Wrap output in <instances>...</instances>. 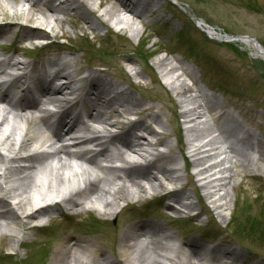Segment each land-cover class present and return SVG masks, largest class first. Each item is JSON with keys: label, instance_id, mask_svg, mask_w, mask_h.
<instances>
[{"label": "bare ground", "instance_id": "6f19581e", "mask_svg": "<svg viewBox=\"0 0 264 264\" xmlns=\"http://www.w3.org/2000/svg\"><path fill=\"white\" fill-rule=\"evenodd\" d=\"M151 1L99 0L97 5L92 7V0H12L9 6L17 13L26 11L28 15L26 22L36 23L40 26L39 29L48 28L53 31L55 25L62 27L63 21L55 16L56 13L76 15V19L88 30L99 31L107 26L112 28L113 25H118L121 26L119 27L121 31H125L130 28L126 15L143 23L141 14L152 15L153 11L155 12ZM72 12L74 15H71ZM73 21L74 27L79 24L78 27L83 28L80 23ZM25 25L11 23L1 27L0 40H4L9 30L14 31L16 27L20 29L21 37L27 41L47 36V33L42 34L41 31L28 32ZM130 33L135 36L138 31L130 28ZM241 41L251 44L264 58V48L256 39L241 37ZM48 55L44 53L50 60L35 70L33 75L24 74V78L13 79L14 84L22 82L27 85L23 90V96L27 99L25 102L12 105L5 100L6 95H0V150L6 153L3 155L0 152V238L7 237L13 251H17L19 247L22 231L43 228L44 219L56 210L60 211L62 217L81 215L87 211L85 210L87 206L95 202L101 204L102 215L112 216L116 213L118 200H128L137 196L143 199L142 193L147 191L162 194L158 200L168 199L180 208L194 210L197 204L192 200V195L182 190V187H175L176 181L181 177V171L185 172L189 179L195 177L203 192L201 197L208 201L213 209L225 208L226 192H223L222 188L234 172L222 161H231L232 158L242 169L250 162L247 158L253 161L258 157L262 159L260 155L263 154H258V157L255 155L257 158L252 156L254 150L258 153V149L250 145L241 150V159L244 162L240 163L233 147L234 141L243 140L237 138L236 134L240 124L236 120L232 124L214 120L211 129L214 134L199 144L191 143L198 137L196 127L193 125L184 127L185 155L194 168L191 175L186 169V164L183 169L159 165L157 162L161 160L164 164L175 162L177 159L185 161V156L180 151L177 158L166 157L163 152L157 150L158 146H165L169 142L160 141L157 132L152 126L147 125L145 120L151 117L155 122H159L158 114L154 112L144 114L147 108L141 109L142 101L126 90L118 92L119 87L102 74L104 70L101 68H90L92 71H88L89 76L79 77V69L70 70V62H77L74 56L68 62H62L60 54L52 58ZM121 59L120 68L123 70L130 61L125 56ZM153 63L158 67L160 74L163 73L166 77L165 82L170 92L178 96L179 114L185 125L193 121L198 123L205 112L212 110V100L199 88H189L185 82L178 79V75L172 78L166 76L174 69L168 66L164 59L157 57ZM52 64H59V69L55 73L48 70ZM26 66L27 62L17 59L14 53L0 59V71L4 76H12L8 72L10 69L18 70ZM181 71L184 74L185 72L192 74L186 68H182ZM64 72L66 83L64 85L55 83L63 77ZM134 76L138 77L139 74L136 73ZM81 82L84 83V88L78 87ZM72 96H75L74 102L70 99ZM81 101L85 102L87 109L76 113L74 120L65 129L67 120L74 114V107ZM46 105L64 108L62 114L58 116L52 137L44 134L50 127L42 114L46 110ZM134 114L140 118L135 120L130 118ZM227 115L226 112H221L217 116L226 119ZM115 116L124 117L112 121ZM228 118L233 121L232 117ZM109 129H118L121 133L110 134ZM63 130L64 134L70 135L72 139L75 134H94L95 138L87 141L97 142L101 149L91 156L84 152H71L61 142ZM188 131L191 133L190 136ZM103 133L108 134L105 136ZM103 139L105 140L102 141ZM31 141L45 143L52 146L53 150L49 153L22 157L20 152ZM217 142L220 146L215 145ZM220 154L222 155L220 159L207 163L208 159L215 155L221 156ZM132 156L141 158L144 164L133 160ZM149 156H153V159H148ZM225 156L229 159H225ZM72 161L77 163L76 167L72 165ZM103 161L120 162L122 167L102 166L100 162ZM40 173L43 177H36ZM79 180H87V187L75 190V193L71 194L74 184ZM61 190H71L68 191L67 201L35 209L41 201H45L54 192L59 194ZM184 198L189 201L183 202ZM72 210L74 211L70 212ZM119 233L118 256L114 254L112 255L114 257H111L105 252L101 255L108 264H241V255L234 251L235 249L230 251L222 247L221 243L207 248L197 240L179 244L175 242L172 232L152 220L133 221L124 226ZM96 238H100V235ZM55 240V246L51 249L46 264H101L94 257L95 237H71L66 233L56 235ZM202 251L208 255V259L201 257ZM243 264H247L246 261H243Z\"/></svg>", "mask_w": 264, "mask_h": 264}, {"label": "rangeland", "instance_id": "374dc122", "mask_svg": "<svg viewBox=\"0 0 264 264\" xmlns=\"http://www.w3.org/2000/svg\"><path fill=\"white\" fill-rule=\"evenodd\" d=\"M98 1L92 0V7ZM11 2L12 0L0 1V21L8 22L9 25L27 23V12L13 11L9 6ZM151 2L155 12L152 15L141 14L143 23L129 15L125 16L130 28L138 31L135 36L130 33V28L117 31L121 27L118 25H113L112 28L107 26L99 31L88 30L73 12L71 15L74 16L55 13L63 22L62 27L55 25L53 31L48 28L39 29L40 26L34 22L27 23L28 32L41 31L42 34H48L43 35L37 45L22 38L19 28L16 27L14 31L10 29L6 38L0 40V57L14 53L17 59L28 61L30 59L26 56H31V47L37 48L35 51L39 53L55 55L54 51H58L60 44H67L70 51L66 54H73L78 67L84 66L89 71L90 68H101L108 80L142 101L141 109L147 108L144 114L154 112L159 115V122L151 117L145 120L157 132L160 141L169 142L165 146H158L157 150L166 157L177 158L180 151L185 156V161L177 159L164 164L161 160L157 162L159 165L183 169L186 164L191 175L194 168L185 155L184 127H196L198 137L191 143L199 144L214 134L211 130L214 120H222L226 124H232L236 120L240 124L236 134L237 138L243 140L237 139L233 144L235 156L240 163L244 162L241 150L250 145L258 149V154H263L260 155L263 160L253 161L247 158L250 162L242 169L232 158L231 161H222L234 172L222 188L226 192L225 208L213 209L201 197L203 192L195 177L189 179L181 171L175 187H182V190L192 195V200L197 204L194 210L180 208L168 199L151 198L152 201H149L145 196L137 203L135 198L128 199L134 203L113 216H97L96 212L92 213L93 220L76 217L62 219L59 218L60 211L56 210L49 214L50 223L46 227L21 232L17 251L9 246L7 237L0 238V264H46L51 249L55 246L56 235L66 233L71 237H95L94 257L99 260L103 252L111 257L114 254L118 256L119 232L136 220H152L163 226L174 234L175 242L179 244L190 240H197L204 246L208 243H221L222 247L230 251L235 249L241 255V264L250 259L253 263L264 264V172H259L261 170L258 168L259 162L264 166V58L251 44L241 41V37L254 38L264 48V0ZM73 20L83 28H79V24L74 27ZM210 30L215 35L209 33ZM123 56L130 62L122 70L120 63ZM157 57L173 67V72L168 73L167 77L178 75V79L189 88H199L212 100V110L205 112L198 123L193 121L185 125L182 122L177 101L179 98L170 92L165 82L166 77L163 73L160 74L153 63ZM42 60L46 62L49 58ZM182 68L189 69L192 74L182 73ZM136 73L139 74L138 77L134 76ZM79 109L80 106H77L75 111ZM221 112H226L233 121L228 117L218 118L217 115ZM123 117L115 116L112 121ZM137 118H140L137 114L132 116L134 120ZM188 135H191L190 131ZM215 145L220 146L218 142ZM221 157L222 155H215L207 163ZM225 159L229 157L225 156ZM125 201L118 200L115 210L124 205ZM188 201L183 199V202ZM94 220L101 222V225ZM99 235L100 238H96ZM12 252L15 253L14 256H6Z\"/></svg>", "mask_w": 264, "mask_h": 264}]
</instances>
